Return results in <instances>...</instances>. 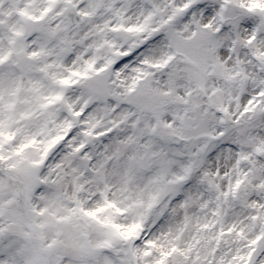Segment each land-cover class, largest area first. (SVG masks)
Here are the masks:
<instances>
[{
	"label": "snow or ice",
	"instance_id": "snow-or-ice-1",
	"mask_svg": "<svg viewBox=\"0 0 264 264\" xmlns=\"http://www.w3.org/2000/svg\"><path fill=\"white\" fill-rule=\"evenodd\" d=\"M0 264H264V0H0Z\"/></svg>",
	"mask_w": 264,
	"mask_h": 264
}]
</instances>
